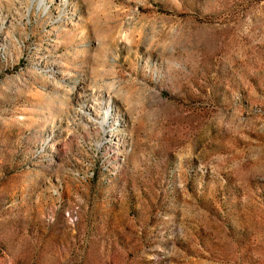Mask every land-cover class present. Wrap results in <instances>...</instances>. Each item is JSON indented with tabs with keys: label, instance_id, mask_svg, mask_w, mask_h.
<instances>
[{
	"label": "rangeland",
	"instance_id": "374dc122",
	"mask_svg": "<svg viewBox=\"0 0 264 264\" xmlns=\"http://www.w3.org/2000/svg\"><path fill=\"white\" fill-rule=\"evenodd\" d=\"M0 264H264V0H0Z\"/></svg>",
	"mask_w": 264,
	"mask_h": 264
}]
</instances>
